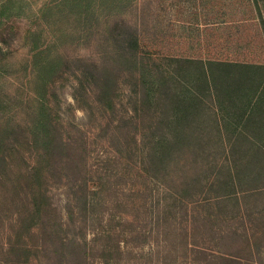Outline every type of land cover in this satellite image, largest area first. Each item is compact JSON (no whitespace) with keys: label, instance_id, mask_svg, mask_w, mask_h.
Instances as JSON below:
<instances>
[{"label":"trees","instance_id":"1","mask_svg":"<svg viewBox=\"0 0 264 264\" xmlns=\"http://www.w3.org/2000/svg\"><path fill=\"white\" fill-rule=\"evenodd\" d=\"M253 19L255 23L236 27L244 41L221 47L231 55L219 54L220 45H214L212 55L157 59L145 49L139 32L121 25L113 29L115 53L104 64L95 60L64 64L63 71L80 67L79 100L88 104L89 125L79 140L59 142L57 128L45 109L41 111L31 138L36 157L25 175L9 169L10 136L16 132L0 127V264H41L42 237L53 232L61 247H67L65 221L59 219L50 194L58 182L73 192L74 201L87 204L89 196H103L133 216L148 201H156L155 184L167 187L174 199L173 216L181 215L183 226L190 214L196 224L202 223L182 234V242L194 249L200 248L199 238L204 249L214 245L220 218L234 227L237 219L250 215L228 211L226 205H238L245 195H264L261 9L259 18ZM52 72L49 81L57 75ZM122 82L130 87L128 105L121 101ZM94 107L100 113L93 133ZM20 143L31 145L29 139ZM233 231V237L248 243L245 252L264 244V230L261 237L253 233L247 239L238 226ZM84 246L77 243L73 254L79 257ZM232 257L230 263L242 264Z\"/></svg>","mask_w":264,"mask_h":264},{"label":"rangeland","instance_id":"2","mask_svg":"<svg viewBox=\"0 0 264 264\" xmlns=\"http://www.w3.org/2000/svg\"><path fill=\"white\" fill-rule=\"evenodd\" d=\"M259 9L264 16V0H0V127L16 132L10 136L14 142L8 154L10 171L25 175L33 164V127L44 109L57 128L59 142L80 139L81 130L89 125L88 104L79 100L80 67L62 69L68 61L104 64L115 53L117 33L113 29L123 25L139 32L145 49L157 59L212 55L214 45H220L216 51L222 54L224 44L245 40L236 27L255 23ZM54 65H58L55 73L51 71ZM51 72L57 74L53 81H49ZM121 89V101L128 105L129 84L122 82ZM98 109L94 107L93 133L98 128ZM23 135L31 145L20 143ZM155 185L156 201H148L146 208L142 205L140 214L134 210V216L114 208L115 203L103 196H89L83 204L81 199L74 201L73 192L61 182L52 186V203L59 219L65 221L68 243L63 241L67 247L62 248L55 232L43 236L41 264H237L230 263L231 255L242 264H264V244L245 252L248 243L232 236L236 226L238 233L246 234L245 239L262 236L263 194L245 195L238 205L227 203L228 211L250 215L237 219L234 227L220 218L214 245L206 244L210 248L204 249L199 238L200 248L194 249L182 242V234L202 223L196 224L190 214L183 226L182 216H173L169 188ZM197 218L201 220V215ZM77 243L80 248L87 243L79 257L72 251Z\"/></svg>","mask_w":264,"mask_h":264}]
</instances>
